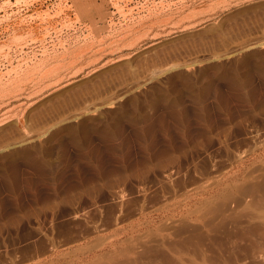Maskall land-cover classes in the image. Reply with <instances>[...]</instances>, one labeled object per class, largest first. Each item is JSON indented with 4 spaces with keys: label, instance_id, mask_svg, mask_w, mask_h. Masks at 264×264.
<instances>
[{
    "label": "rangeland",
    "instance_id": "374dc122",
    "mask_svg": "<svg viewBox=\"0 0 264 264\" xmlns=\"http://www.w3.org/2000/svg\"><path fill=\"white\" fill-rule=\"evenodd\" d=\"M0 264H264V0H0Z\"/></svg>",
    "mask_w": 264,
    "mask_h": 264
}]
</instances>
